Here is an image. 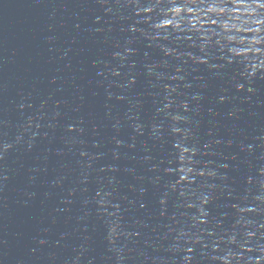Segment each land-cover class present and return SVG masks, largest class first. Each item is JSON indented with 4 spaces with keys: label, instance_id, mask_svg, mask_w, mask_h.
I'll return each instance as SVG.
<instances>
[{
    "label": "water",
    "instance_id": "95a60500",
    "mask_svg": "<svg viewBox=\"0 0 264 264\" xmlns=\"http://www.w3.org/2000/svg\"><path fill=\"white\" fill-rule=\"evenodd\" d=\"M0 264H264V0H0Z\"/></svg>",
    "mask_w": 264,
    "mask_h": 264
}]
</instances>
